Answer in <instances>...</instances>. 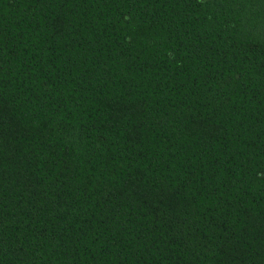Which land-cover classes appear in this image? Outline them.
Listing matches in <instances>:
<instances>
[{"label": "trees", "instance_id": "obj_1", "mask_svg": "<svg viewBox=\"0 0 264 264\" xmlns=\"http://www.w3.org/2000/svg\"><path fill=\"white\" fill-rule=\"evenodd\" d=\"M0 264H264V0H0Z\"/></svg>", "mask_w": 264, "mask_h": 264}]
</instances>
